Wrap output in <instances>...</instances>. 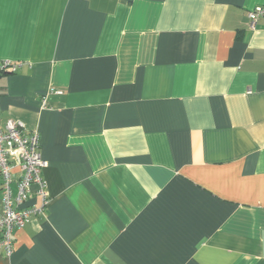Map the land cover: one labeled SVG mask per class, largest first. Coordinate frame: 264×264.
I'll use <instances>...</instances> for the list:
<instances>
[{"label": "crops", "instance_id": "0c3cea01", "mask_svg": "<svg viewBox=\"0 0 264 264\" xmlns=\"http://www.w3.org/2000/svg\"><path fill=\"white\" fill-rule=\"evenodd\" d=\"M257 7L0 0V124L39 133L49 196L0 264H264Z\"/></svg>", "mask_w": 264, "mask_h": 264}, {"label": "built area", "instance_id": "2783aa9c", "mask_svg": "<svg viewBox=\"0 0 264 264\" xmlns=\"http://www.w3.org/2000/svg\"><path fill=\"white\" fill-rule=\"evenodd\" d=\"M264 19V7L249 13L250 28ZM21 64L5 61L0 66V76L16 73ZM52 93L62 95L60 90ZM45 103V101H44ZM48 167L40 152V135L27 132L25 126L10 119L0 124V192L2 213L0 214V251L7 257L14 253V233L24 228L33 217L43 215L49 203L43 171ZM16 186L14 194L13 186ZM34 187L36 190L34 191ZM40 198L39 206L29 205L32 196Z\"/></svg>", "mask_w": 264, "mask_h": 264}]
</instances>
